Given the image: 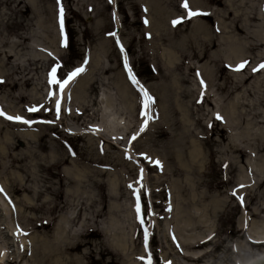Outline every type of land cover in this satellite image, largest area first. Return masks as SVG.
I'll return each instance as SVG.
<instances>
[{
    "label": "rangeland",
    "instance_id": "obj_1",
    "mask_svg": "<svg viewBox=\"0 0 264 264\" xmlns=\"http://www.w3.org/2000/svg\"><path fill=\"white\" fill-rule=\"evenodd\" d=\"M182 2L0 0V264L264 256V0Z\"/></svg>",
    "mask_w": 264,
    "mask_h": 264
},
{
    "label": "snow or ice",
    "instance_id": "obj_2",
    "mask_svg": "<svg viewBox=\"0 0 264 264\" xmlns=\"http://www.w3.org/2000/svg\"><path fill=\"white\" fill-rule=\"evenodd\" d=\"M109 2L111 3L112 0H109ZM57 3H59V0H57ZM184 9L187 10V16L189 18L193 17V16H198V15H209V13H205V12H200V11H193L189 8V5L187 3V0H183L182 2V5H181ZM60 23H61V32L63 33V8L61 7L60 9ZM183 18H178L176 20H173L172 23L173 25H176L178 23L181 22ZM145 23H147V21H145ZM108 35L110 36H116V33H113V32H109ZM116 43L117 45H120V41L119 39L117 38L116 39ZM120 50L121 52L124 51L123 49V46L120 45ZM86 63V61H85ZM247 64V61H243L241 62L240 64H238L234 71H240L242 69H244L245 65ZM61 66L57 63L55 66L52 67L50 73H49V83L51 85H58L59 86V90L61 91V93L63 92V89H64V86L69 82L71 81L75 76H77L79 73H81L84 69L83 67H77L75 68L74 70L68 72L65 77L63 79L59 78L58 77V74H57V71L58 69L60 68ZM124 67L125 69L127 70L128 72V78L129 80L132 81V83L134 85H137L138 86V90L139 92L142 94V104H143V108L144 110L141 112V115H147V109L149 107V105L151 103H153V98L147 93V91L142 87V86H139V82L136 80L135 76L133 75L132 73V69L129 67L128 65V58L127 56L124 57ZM259 69H264V63H261L259 66H258ZM258 69L257 68H253V72L257 71ZM197 75L199 76V73H197ZM200 84L201 86L203 87L204 86V81L203 79L200 80ZM49 98H51L54 93L52 91L49 92ZM201 95H203V92L201 93ZM60 104H61V100L60 99H57L56 100V112H57V118L59 116V112H60ZM29 112H36V111H39L38 108L36 107H31L28 109ZM0 116L4 117L5 119H8V120H11V121H16V122H20V123H24V124H32V123H35V121H31V120H26L24 119L23 117L21 116H8L6 113L3 112L2 109H0ZM216 119L217 120H220L222 119L219 114L216 115ZM43 123H51L52 121H41ZM147 124V120H145V124L141 126V129L140 131L142 132L144 130V126ZM136 136L134 135L132 137L133 140H135ZM155 163L159 164V161H156ZM141 178H142V170H141ZM139 183V181H138ZM129 187H132V185H129ZM240 187H243V185H241ZM0 192H3V189L0 188ZM136 194H137V203H136V212H137V218L140 219V222L141 224H144V220L142 219L141 217V204H140V197H139V189H136L135 190ZM233 195H235V192L233 193ZM238 199L241 200V202L243 201V198L242 197H238ZM149 214L150 211H149ZM24 235H27V233H24ZM148 236H149V233L147 231V228L144 229V238H145V244L147 245V240H148ZM148 264H151V257L149 256L148 257Z\"/></svg>",
    "mask_w": 264,
    "mask_h": 264
},
{
    "label": "bare ground",
    "instance_id": "obj_3",
    "mask_svg": "<svg viewBox=\"0 0 264 264\" xmlns=\"http://www.w3.org/2000/svg\"><path fill=\"white\" fill-rule=\"evenodd\" d=\"M22 233L21 234H23V231H21ZM14 236H20L19 234H15ZM20 240H21V244L22 245H26L27 243L26 242H24V240H25V238L24 237H20ZM257 242H260V240H257ZM24 246H22V247H24ZM78 246H79V244H76L74 247H73V249H76V248H78ZM41 249H42V246L40 247ZM22 249V248H21ZM23 250H24V248H23ZM65 259H66V257H65ZM257 259H259V258H257ZM67 260V259H66ZM76 259H71L69 262H71V261H75ZM113 261L111 260V261H109V263H112ZM255 262H253V263H251V264H254ZM57 264H64V263H62L61 261H58L57 262ZM65 264H68V262H65Z\"/></svg>",
    "mask_w": 264,
    "mask_h": 264
},
{
    "label": "water",
    "instance_id": "obj_4",
    "mask_svg": "<svg viewBox=\"0 0 264 264\" xmlns=\"http://www.w3.org/2000/svg\"><path fill=\"white\" fill-rule=\"evenodd\" d=\"M254 264H264V256H261Z\"/></svg>",
    "mask_w": 264,
    "mask_h": 264
}]
</instances>
